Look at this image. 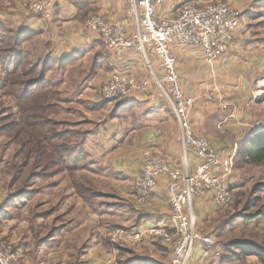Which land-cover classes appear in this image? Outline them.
<instances>
[{
	"label": "crops",
	"instance_id": "0c3cea01",
	"mask_svg": "<svg viewBox=\"0 0 264 264\" xmlns=\"http://www.w3.org/2000/svg\"><path fill=\"white\" fill-rule=\"evenodd\" d=\"M254 1L166 0L159 9V17L164 19L174 16L186 3L206 6L222 2L241 11L243 24H247L250 17L248 14L253 10ZM16 5L17 13H19L23 9L22 0ZM94 14L103 15L110 21L124 23L129 33L133 29L134 25L127 5L116 0H59L50 20L30 19L26 25L29 26L27 29L30 31H34L37 35L41 34L33 39L36 43L38 40L46 41V45L40 48L42 53H50L61 60H70L67 61L70 64L58 70L63 75L70 72L74 65L93 58L89 64L87 63V68L85 67L88 69L85 79H90V83L96 81L99 83L97 88L86 91L88 94L96 92L100 94L101 88L114 72L136 76L140 80L150 79V72L143 55L135 52L119 61L100 39L83 30L84 21ZM14 19L16 24L19 18L16 15ZM242 28L231 52L214 67L202 61L193 49L175 51L183 90L188 97L196 100L191 116L196 134L210 139L220 157H226L232 153L237 144L240 149L239 142H245L252 135V130H249L251 122L259 123L256 118L248 114L247 105H252L251 98L255 94L258 81L264 79V38H253V33L248 31L245 24ZM153 61L158 71V63L154 56ZM85 68L83 70L80 68L82 70L79 74L80 80L86 73ZM59 83L64 88L66 82L64 85L62 81ZM103 104L107 103L95 104L93 108L102 109L98 107H103ZM117 104L120 107H117L114 114L109 113L102 118L80 122L82 126H92L94 121L103 124L101 134L94 128L92 131L85 129L87 138L85 137L80 147L88 157L87 159H90L94 156V139L99 140L97 137L101 139L102 148L105 149V156L109 161L104 167L98 166V171L101 169L102 175L111 176L114 179L111 182L114 193L109 196L105 194V190L100 193L103 198L113 196L112 201L97 205L93 197L94 193L91 191L93 188L80 183L83 189L85 186L91 189H85L81 193L77 188L78 181L75 179L73 181L71 177L66 178L64 192L58 190V183L55 181L57 179L53 180L49 183L48 189L38 191V195L44 196L47 192L49 197L37 207L40 211L36 215L39 223L37 232H33L30 223L27 222L28 219L24 216L21 221L13 215L7 218L8 223L4 233L8 236L7 239L19 241L20 236L25 237L24 241H20V245L16 247L19 264H27L25 257L27 249H30L29 239L35 233L38 234V238L36 240L32 237V247L35 248L43 264H52L51 260L48 261L50 258L54 259H52L54 264H107L112 257H116L118 264H170V250L162 244L147 239L138 247L115 246L110 243L108 233L116 228L143 232L151 228L168 229L170 227L169 218L172 208L167 186L161 185L147 204L139 205L136 202L135 182L142 167L145 150L166 157L174 166L183 165L180 128L174 117L175 114L154 82H151L148 92L137 100L119 101ZM226 104L233 105L234 108H230L233 112L223 116L221 105ZM227 127L230 128L232 135L226 133ZM231 142L236 143L230 146ZM189 162L191 171H194L198 161L192 151ZM88 169L90 172H98L92 169V166ZM51 195L53 200L54 197L64 200V208L69 207L66 214L61 215L60 208L54 205L51 211L45 210L51 205L49 201ZM31 198L32 196H29L27 200ZM79 205L91 213L82 224L83 219L78 221L75 217L77 216L75 207ZM97 206L105 208V211L101 212ZM195 208L199 223L207 217L219 220L218 213L221 209L212 197L197 199ZM94 210L100 211L101 214L95 213ZM63 216H69V221L62 219ZM106 218L109 219V225L105 226L103 220ZM49 221H52V226L46 228ZM199 229L202 234L211 235V231L208 232L205 227L201 226ZM79 245H81L80 248H78ZM120 248L125 249L122 251ZM209 251L210 249L197 243L191 264H204L206 254H210Z\"/></svg>",
	"mask_w": 264,
	"mask_h": 264
},
{
	"label": "built area",
	"instance_id": "2783aa9c",
	"mask_svg": "<svg viewBox=\"0 0 264 264\" xmlns=\"http://www.w3.org/2000/svg\"><path fill=\"white\" fill-rule=\"evenodd\" d=\"M116 1L128 7L134 25L131 33L124 23L110 21L100 14L89 16L83 30L100 39L119 61L131 53L143 55L150 79L140 80L115 72L104 84L98 101H93L99 105L137 100L154 82L177 119L184 162L178 167L158 153L143 152L142 167L135 182L136 202L147 204L165 184L172 208L170 227L143 232L116 228L108 233V239L120 247H138L152 239L170 250V264H191L197 243L208 249L214 245L213 236L204 235L199 229L195 201L210 196L220 209L234 204L233 167L240 149L237 144L232 153L220 157L210 139L196 134L191 118L196 100L183 90L175 51L193 49L202 61L214 67L231 52L242 25V13L228 3L206 6L186 3L174 16L163 19L159 17V9L166 0ZM58 3L59 0H33L28 16L50 20ZM261 85L264 87V82ZM191 151L198 161L194 171L190 169ZM15 261L12 247L0 241V264H15ZM107 264H118L116 257L110 258Z\"/></svg>",
	"mask_w": 264,
	"mask_h": 264
},
{
	"label": "rangeland",
	"instance_id": "374dc122",
	"mask_svg": "<svg viewBox=\"0 0 264 264\" xmlns=\"http://www.w3.org/2000/svg\"><path fill=\"white\" fill-rule=\"evenodd\" d=\"M20 1L21 0H0V241L6 246L12 247V251L15 254V264L20 263L16 256V247L17 245H20V241H24L25 237L20 236V240L18 239L19 241H9L7 239L8 236H5L4 234L8 223L7 218L13 215L21 221L24 216L28 219L27 222L30 223V228L33 226L37 227L39 223L36 215L40 212L37 210V207L43 200H47L49 197L47 192L44 196H40L41 194L38 195L39 190L44 188L45 190L48 189L49 183L57 179L55 181L58 183V190L60 189L64 192L66 187L65 182H67L66 178L71 177L73 181H78L79 185L77 188L81 193H83L85 189L91 190L93 188L91 191L94 193L93 197L95 202L98 203L97 205H100V203L103 202L110 203V201H112L113 196L105 198L101 197V191L105 190V194L108 196L114 193L112 191L113 186H111V182L114 181V179L111 176L102 175L101 169L98 171V166L102 165L104 167L109 161L107 160L108 157L105 156V149L102 148L101 139L99 137H97V139L100 141L96 140V138L93 141V143H95L93 151L94 156H91L86 162L87 165L92 166V169L98 171L97 173L90 172L88 166L86 169L78 168L79 171L77 170L74 172L63 170L64 172L53 176H51L49 172L46 173L49 175H43L42 169L38 167L37 156L41 155L34 153L36 151L34 148L35 144L27 146L26 148H24V146L20 148V141L15 144L11 138L16 135V130L18 128L15 127L18 124L15 125V123L21 124L20 120L23 113L21 105H17L12 97H6L3 94L2 87L5 84V81L8 80L9 74L12 71L18 72V75H24L38 63L39 56H41L42 61L49 56V53H42L40 50V48L46 45V41L41 42L42 40H38L39 42L37 41L36 43V40H31L29 41L30 44H25L24 42V45L17 42L16 36L20 31L29 27L26 24L30 19H42L32 15L28 16L30 5L33 0H22L23 9L17 13L16 3H20ZM258 4L260 5V8H258ZM261 5L262 1H254L253 10L248 14L250 15L248 20L249 24L244 23L248 31L253 33V38L255 39L257 37L264 38V36H262L264 35V7L262 8ZM16 15L19 19L15 24L14 17ZM244 24L242 20V27ZM20 36L22 35H18V37ZM39 36H41V34L38 33L35 39ZM36 44L38 45L37 47L35 46ZM12 52L17 53L16 56H12ZM18 53L22 60L18 58ZM12 57L17 61V64L13 62L14 65L10 66L7 62L8 59ZM89 59L90 60L87 59L82 64L74 65L72 70L65 75L55 68L47 75L49 81L53 82V84L58 87L57 90H60V96H58L60 100L57 104L59 107V114L56 118L53 117L60 123V126L56 127V131L54 132L67 133V137L70 138L68 144L77 147V149L82 145L81 139L83 134L86 133L85 129H90L92 131L94 128L96 132L101 134L103 125L94 121L92 126H82L80 122L84 123L85 121H89V119L95 120L100 117L102 118L109 113L114 114L116 113L117 107H120L117 104L119 101H115L107 103L106 105L103 104L104 106L100 107L102 108L99 109L100 111L93 108L96 104L93 100L98 101L100 94H98V92H96L97 94L86 93V91L97 88L99 83L98 81L90 83V79H85L88 72V69H86L87 63L89 64L93 58ZM80 68H82V70L85 68L86 71L83 77H81V80L79 74L82 70ZM59 81H62L63 85L66 82L64 88L63 86L61 87ZM261 82H264V79L258 81L255 94L251 98L252 105H247L248 114L259 121V123L251 122L249 126V130H252V135L249 136V134H247V136L251 139L255 135L264 131V87L262 85L260 86ZM260 92H263V94H259ZM221 107H223L221 108L223 116L229 112H233L230 108H234L233 105L227 104L221 105ZM13 123L14 129L12 128L9 133L5 132L7 126L11 127ZM220 128L222 129V127ZM229 130L230 128L227 127L226 133L232 135V132ZM235 143L236 142H231L230 146H234ZM243 143L244 141L239 142L240 148ZM22 145H24V143H22ZM102 149L104 150L102 151ZM29 153L33 154L29 155ZM26 162H28L30 166L26 169V172L24 169L21 170V172H25L24 177H22V182L14 185L11 184L13 178L18 175L17 171L20 167L22 169ZM91 162L92 164H90ZM233 171L235 176L232 186L235 192L234 204L228 209L220 210L218 213L219 220L207 217L199 223V227L203 226L208 232L211 231L214 240V245L209 251L210 254H206V261L204 264H261L255 257L236 258L235 253L237 252V249L234 244L239 242H253L254 244L264 246V216L252 220L246 218L247 215L254 217L259 213L264 214V164L259 166L247 165L244 164L241 159H235ZM36 172L41 176H34V174H37ZM80 183H84L91 189L86 186L83 189ZM29 196H32V198L27 200V197ZM52 197L53 195L49 198L51 205L45 210L51 211L54 205L55 207L58 206L60 208L61 215L66 214L69 207L66 209L64 208V200L61 201L56 197H54L53 200ZM75 208L77 212L76 215L78 216H75L76 219H78V221L83 219L81 224L82 222L84 223L86 217L91 214L90 211L82 208L80 205ZM98 208L101 212L105 211V208L100 206ZM100 211L94 210L97 214H101ZM61 218L69 221V216H63ZM108 222V218L103 220L105 226L109 225ZM47 226H52V221H49L48 224H46V228ZM32 237L35 239V236L33 235H31L29 239L30 249H27L25 257L27 264H43L42 259L37 256L35 248L32 247ZM21 238L23 240H21ZM78 243L81 244L80 241H78ZM80 247L81 245H79L78 248ZM52 259L50 258L48 261L51 260L52 264H54V259Z\"/></svg>",
	"mask_w": 264,
	"mask_h": 264
},
{
	"label": "trees",
	"instance_id": "16d2710c",
	"mask_svg": "<svg viewBox=\"0 0 264 264\" xmlns=\"http://www.w3.org/2000/svg\"><path fill=\"white\" fill-rule=\"evenodd\" d=\"M260 1H262L261 7L263 8L264 0ZM258 8H260V5ZM18 35L22 36L18 37ZM18 35L16 36L17 42L24 45V42L27 43L35 39L37 34L29 29H24L20 31ZM11 54L12 56H16L17 53L12 52ZM18 58L22 60L20 54ZM38 58V63L24 75H18V72L12 71L9 74L8 80L5 81L2 87L3 94L6 97H12L17 105H21L23 113L20 120L21 124L15 123V125L18 124L15 127L18 128L16 130V135L11 138L15 144L20 141V148L23 146L26 148L27 146L35 144L34 148L36 151L34 153L41 155L37 156V165L42 169L43 175L51 174V176H53L64 172L63 170L74 172L77 171L78 168L86 169L88 157L81 147L77 149V147L69 145L68 141L70 138L67 137V133L54 132L56 131L55 128L60 126V123L54 119L59 114V107L57 104L60 100L58 97L60 93L59 90H57L58 87L54 85L53 82L49 81L47 75L50 71L54 70V68L59 70L61 67L70 64L67 62L70 60L55 58L50 53L43 61L41 56ZM13 62L17 64V61L12 57L8 59L7 64L13 66ZM13 126L14 123L11 127L7 126L5 132H11ZM86 135V133L83 134L81 144L84 142ZM22 143H24V145H22ZM31 154L29 153V155ZM235 159H241L242 162L247 165L259 166L264 164V131L255 135L252 139L249 138L246 140L242 144ZM29 166L30 164L26 162L22 169L20 167L17 171L18 175L14 178L12 177L13 181L11 184L14 185L22 182V177H24L26 169ZM23 169L25 172H21ZM48 172L49 174H46ZM34 176L40 177L41 175L37 173L34 174ZM262 216H264V214L259 213L254 217L247 215L246 218L252 220ZM37 229L38 227L36 226L32 227L33 232H37ZM34 236L37 240L38 234L35 233ZM234 246L237 249L235 253L236 258L255 257L261 264H264V246L254 244L253 242H239L234 244ZM120 249L124 251L123 249L125 248Z\"/></svg>",
	"mask_w": 264,
	"mask_h": 264
}]
</instances>
